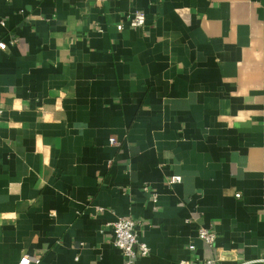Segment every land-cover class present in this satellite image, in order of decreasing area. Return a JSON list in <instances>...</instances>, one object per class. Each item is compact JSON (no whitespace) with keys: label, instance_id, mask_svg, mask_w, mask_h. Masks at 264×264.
Wrapping results in <instances>:
<instances>
[{"label":"crops","instance_id":"obj_1","mask_svg":"<svg viewBox=\"0 0 264 264\" xmlns=\"http://www.w3.org/2000/svg\"><path fill=\"white\" fill-rule=\"evenodd\" d=\"M0 19V264H122L119 214L139 264H264V0H0Z\"/></svg>","mask_w":264,"mask_h":264},{"label":"built area","instance_id":"obj_2","mask_svg":"<svg viewBox=\"0 0 264 264\" xmlns=\"http://www.w3.org/2000/svg\"><path fill=\"white\" fill-rule=\"evenodd\" d=\"M3 22V19H0ZM145 22V13L142 9H136L130 13L126 19V23L130 26H139ZM124 25L123 21H117L116 27L121 28ZM6 44L0 40V46L4 47ZM2 108L0 107V113ZM111 142L116 141L114 135L109 136ZM179 173H173L169 176V181L180 179ZM153 199H156V193L153 194ZM111 225L114 232L113 241L122 250L124 259L122 264H139L137 258L144 256L149 251L148 243L140 237L137 228V219L131 215L119 214L112 221ZM197 234L209 245H213L216 238V231L208 226L199 225ZM193 244L190 243V246ZM38 257H31L27 253H23L18 260L19 264H30L31 261H38Z\"/></svg>","mask_w":264,"mask_h":264}]
</instances>
